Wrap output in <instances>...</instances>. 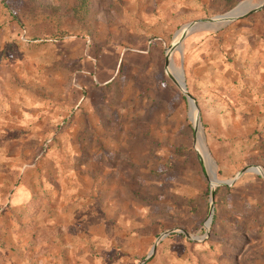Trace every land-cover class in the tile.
<instances>
[{
  "label": "rangeland",
  "instance_id": "1",
  "mask_svg": "<svg viewBox=\"0 0 264 264\" xmlns=\"http://www.w3.org/2000/svg\"><path fill=\"white\" fill-rule=\"evenodd\" d=\"M242 2L264 0H0L5 256L139 264L156 245L144 264H264V177L245 173L213 200L209 177L264 173V70L236 78L229 65L239 38L264 35V7L196 29L172 53L169 72L197 100L199 132L165 72L186 24ZM201 45L212 64L195 76Z\"/></svg>",
  "mask_w": 264,
  "mask_h": 264
},
{
  "label": "water",
  "instance_id": "2",
  "mask_svg": "<svg viewBox=\"0 0 264 264\" xmlns=\"http://www.w3.org/2000/svg\"><path fill=\"white\" fill-rule=\"evenodd\" d=\"M246 6H247L246 2H242V3H239L235 8L231 9L230 11H228L222 15H218L215 17L207 18V19H201V20L186 24L183 27V29L177 33V37H176L175 42L168 48V50L166 52V56H165V72H166V74L172 80V82L176 85V87L182 92V94L186 97L187 101L189 102V104L191 106V109H195V119L193 121V128H194L195 133L197 132V130L199 128V114L197 113V103H196V100L192 97V95L186 90V84H185L183 76L181 74L178 75L181 79V83H178L174 79V77L170 74L169 69L171 67L170 59H171L172 53L175 50L180 51V45H179L180 41H182L190 32H193L199 28L209 29L213 26H219V27L226 26V25L230 24L231 22H233L237 19H240L242 17L247 16L248 14H251V13L258 11L259 9H261L264 6V2L262 4H260L259 6H253V7L249 8L248 10L243 9ZM239 8L243 9V10H240V12H239ZM250 172L261 175L262 177H264V173L261 171V169L257 166H254V165L241 169L235 175V177H233L232 179L225 180V181L217 180L215 177V174H214L213 180L210 179L211 187H212L211 193H210L211 194V200H213L214 191H215L216 187H231L239 177H241L245 173H250ZM211 213H212V211H210V215H209L208 220H207V224H206L207 228L209 227L210 222H211ZM181 233L188 239L197 240V238L190 236L185 231H181ZM168 234H169V232L163 233L161 235L160 239L164 238ZM160 239H158V240H160ZM155 249H156V245L153 246V248H152L151 252L148 254V256L139 264H144L148 259H150L152 257V255L154 254Z\"/></svg>",
  "mask_w": 264,
  "mask_h": 264
},
{
  "label": "crops",
  "instance_id": "3",
  "mask_svg": "<svg viewBox=\"0 0 264 264\" xmlns=\"http://www.w3.org/2000/svg\"><path fill=\"white\" fill-rule=\"evenodd\" d=\"M246 4L247 6L244 7L243 9L248 10L249 8L253 7V6L251 7L248 6L247 2ZM261 9H259L258 11L254 13L262 12ZM254 13H251V14H254ZM251 14H248L247 16ZM245 17H242V18H245ZM218 28H221V27H218ZM246 37L253 38V39L248 41V40H245V36H242L241 38H239V40H237L238 43L236 47H234V53H233L234 54L233 56H235V59L233 58L232 62L229 65L232 66L231 70L234 72V77L236 78H238L240 74H244V72L248 70L249 72H247V74H250L251 77L259 79L258 73L260 70H264V61L260 59V52L258 50L257 45L259 41H263L261 37H264V35L261 33H258L256 37H253V35L252 36L247 35ZM258 38H260L259 41L257 40ZM262 53H264V51ZM191 55H192V59H191L190 71L194 72L195 76L202 74L201 71L204 70V66L207 67L209 63L212 64L210 55L209 53H207V49L205 45H201L200 47H197V51H193ZM204 75L205 74H203V76ZM17 247L20 248L21 246L19 245ZM44 260H46V258L43 257V260H40V261L44 262ZM0 264H29V256H27L26 254H22L20 252L13 253L10 255L6 254L5 256L4 248H0Z\"/></svg>",
  "mask_w": 264,
  "mask_h": 264
},
{
  "label": "bare ground",
  "instance_id": "4",
  "mask_svg": "<svg viewBox=\"0 0 264 264\" xmlns=\"http://www.w3.org/2000/svg\"><path fill=\"white\" fill-rule=\"evenodd\" d=\"M240 8H239V12H240ZM219 26H213V27H211V28H209L210 30H215V29H217ZM179 75V74H178ZM177 75V77H175L174 75V79L178 82V83H181V79H180V77ZM192 111H193V120L195 119V109H192ZM201 127V126H200ZM197 132H199V128H198V130H197ZM196 132V133H197ZM197 140H198V137H197ZM197 140H196V144H197ZM200 144H201V146H199V151H200V153H201V155H202V150L204 149V143H202V142H200ZM204 151H205V149H204ZM207 156V155H206ZM203 161L205 162V160L203 159ZM209 177H210V179L211 180H213V178H214V175H213V173H211V171L209 170Z\"/></svg>",
  "mask_w": 264,
  "mask_h": 264
},
{
  "label": "trees",
  "instance_id": "5",
  "mask_svg": "<svg viewBox=\"0 0 264 264\" xmlns=\"http://www.w3.org/2000/svg\"><path fill=\"white\" fill-rule=\"evenodd\" d=\"M215 194V193H214Z\"/></svg>",
  "mask_w": 264,
  "mask_h": 264
}]
</instances>
